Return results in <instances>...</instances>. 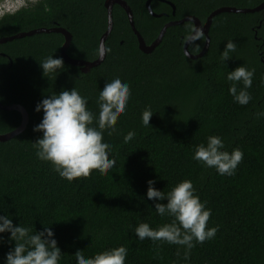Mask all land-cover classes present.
<instances>
[{
    "label": "trees",
    "instance_id": "obj_1",
    "mask_svg": "<svg viewBox=\"0 0 264 264\" xmlns=\"http://www.w3.org/2000/svg\"><path fill=\"white\" fill-rule=\"evenodd\" d=\"M122 1L146 45L168 22L190 16L204 24L218 8L253 9L264 2L151 0L150 8L158 15L153 17L145 6L148 0ZM105 2L38 0L0 18V39L61 28L71 35L67 56L94 62L107 28ZM192 27L191 22L169 27L160 44L145 54L138 48L125 11L114 5L104 60L86 74L64 61L58 73L42 74L38 63L49 55L61 57L62 34L42 33L0 44V104L18 105L28 115L22 133L0 142V215L8 214L13 225L33 231L50 227L62 253L59 264H76V250L91 257L121 245L128 249L125 264H264V10L214 17L208 49L195 60L183 52ZM229 40L236 50L222 61L220 54ZM204 43L203 36L189 44L188 52L199 54ZM237 66L253 71L247 89L251 99L245 105L235 103L228 93L231 82L226 75ZM113 77L126 81L131 93L125 112L117 118L116 132L103 133V140L112 146L109 158L115 160L114 167L104 175L92 170L88 177L71 182L60 178L48 162L35 156L32 142L41 133L33 128L42 112L34 111V106L48 94L74 87L88 98V110L98 114V92ZM145 108L153 112L150 127L141 124ZM20 124L18 112L0 110V135ZM128 131L135 136L125 143ZM208 136H220L228 152L234 148L243 152L234 175H218L192 159L195 146L206 144ZM149 179L165 194L178 182L190 180L200 201L211 210L207 227L218 226V231L202 244L193 241L187 260L183 246L141 241L133 235L141 222L155 229L171 220L157 215L146 198ZM0 235L4 237L2 264L14 242L8 240V233Z\"/></svg>",
    "mask_w": 264,
    "mask_h": 264
},
{
    "label": "clouds",
    "instance_id": "obj_2",
    "mask_svg": "<svg viewBox=\"0 0 264 264\" xmlns=\"http://www.w3.org/2000/svg\"><path fill=\"white\" fill-rule=\"evenodd\" d=\"M27 5L28 3L3 15L15 13ZM202 38V29L192 27L190 35L186 37V43L194 44ZM235 50V43L227 41L220 54L221 60H228L229 53ZM38 64L44 76L58 73L64 66L63 59L53 58V55L45 57ZM252 77L253 71L244 66H237L227 73L226 80L231 82L228 93L235 103L245 105L251 99L247 89L252 86ZM238 82L242 84L239 89ZM130 94L128 83L119 77H113L98 92V114L88 110V98L81 96L74 87L59 93L53 92L42 98L34 106V111L42 112L40 122L33 128L34 132L41 133L35 142H32L36 149V158L48 162L52 171L69 182L76 178L88 177L92 170H97L101 175L108 173L116 162L109 158L112 146L103 140V133L106 129L109 134L116 132L117 118L125 112ZM152 115L153 112L149 108L142 111V126L150 127L149 120ZM134 136L135 132L128 131L123 136V141L127 143ZM224 148L220 136H208L206 144L195 146L192 159L205 168L215 169L218 175H234L237 165L243 159V152L238 148L228 152ZM155 183L154 179L146 181L145 196L153 202L152 207L157 215L170 217L171 220L155 229L148 223L141 222L134 227L133 235L141 241L147 238L153 242L163 241L183 246V258L187 260L189 251L194 247L193 241L202 244L214 238L218 226L207 227L211 210L200 201L190 180L178 182L166 194L156 189ZM163 200L167 202H159ZM3 233H8V240L14 243L5 253L2 264H59L62 253L50 227L33 231L30 227L13 225L9 215L4 214L0 215V234ZM3 240V235H0V241ZM127 252L128 249L121 245L91 257H86L80 250H76L73 255L76 264H125Z\"/></svg>",
    "mask_w": 264,
    "mask_h": 264
},
{
    "label": "water",
    "instance_id": "obj_3",
    "mask_svg": "<svg viewBox=\"0 0 264 264\" xmlns=\"http://www.w3.org/2000/svg\"><path fill=\"white\" fill-rule=\"evenodd\" d=\"M161 1H163V0H161ZM150 2H151V0H148L145 4L148 13L150 15H152L153 17H158V15H155L152 12V10L150 8ZM114 5L120 6L125 11L129 25L131 27V30L137 38L138 48L141 52H143L145 54L151 53L160 44L164 33L166 32V30L169 27L181 25L185 22H191V23H193L194 27L202 29L203 36L205 38V43H204L202 51L199 54L191 55L188 52V46L190 43L185 42V44H184L183 52L186 55V57L191 59V60L201 58L205 54L206 50L208 49V45H209L208 32H209V28L211 26V22H212L214 17H216L217 15L222 14V13L246 14V13L260 12V11L264 10V2H263L262 4H260L259 6L253 8V9H236V8H231V7L218 8L215 11H213L207 17L204 24H202L198 19H196L194 17H190V16L185 17L180 21H175V22L171 21V22H168L167 24H165L163 26V28L161 29L157 39L153 43H151L150 45H146L144 43L142 37L140 36V34L138 33V31L136 30V28L134 26L132 12H131L130 8L127 6V4L122 0H106L104 7L107 11V28H106V31L103 33V35L100 38L99 56H98L97 60H95L94 62H84V61H80V60H73L67 56L66 51H67V48L71 42V35L66 30L61 29V28H50V29L41 28V29L31 30L29 32L18 33L14 36L0 39V44H4L7 42H11L13 40L22 39L25 37H30V36H33L36 34H42V33H45V34H49V33L62 34L64 37V44L62 45V47L60 49L61 58L63 59V61L65 63H67L73 67L79 68L81 73L86 74L91 69L99 66L104 60V57H105L104 43H105V41H106V39H107L109 33L111 32V29H112V8ZM172 8L174 10V7H172ZM173 14H174V11H173ZM0 110H2V111H16L21 115V124L18 128H16L15 130H13L7 134L0 135V142H6V141L12 139L13 137L19 135L20 133H22L24 131V129L28 123V115H27L26 111L18 105L4 106V105L0 104Z\"/></svg>",
    "mask_w": 264,
    "mask_h": 264
},
{
    "label": "built area",
    "instance_id": "obj_4",
    "mask_svg": "<svg viewBox=\"0 0 264 264\" xmlns=\"http://www.w3.org/2000/svg\"><path fill=\"white\" fill-rule=\"evenodd\" d=\"M37 1L38 0H3L0 2V17H2L5 12H14L24 4H31Z\"/></svg>",
    "mask_w": 264,
    "mask_h": 264
}]
</instances>
